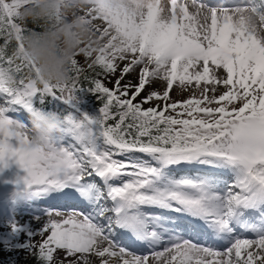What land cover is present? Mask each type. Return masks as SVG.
Masks as SVG:
<instances>
[{"label":"snow or ice","instance_id":"snow-or-ice-1","mask_svg":"<svg viewBox=\"0 0 264 264\" xmlns=\"http://www.w3.org/2000/svg\"><path fill=\"white\" fill-rule=\"evenodd\" d=\"M29 2L0 0V173L12 161L29 200L71 189L85 206L46 207L32 230L11 222L25 239L3 251L39 264L59 251L57 264H264V0H87L81 22L100 47L75 54L63 86L39 82L24 53ZM174 86L188 98L171 101ZM85 92L99 116L70 110ZM61 104L67 123L46 150L12 132Z\"/></svg>","mask_w":264,"mask_h":264},{"label":"clouds","instance_id":"clouds-1","mask_svg":"<svg viewBox=\"0 0 264 264\" xmlns=\"http://www.w3.org/2000/svg\"><path fill=\"white\" fill-rule=\"evenodd\" d=\"M87 7V0H30L18 9L19 23L27 27L31 22L41 29H30L23 38L24 53L38 70L35 77L39 82L63 86L70 78L75 54L100 47L93 27L81 22L80 13ZM66 123L61 112L36 108L29 113L28 125L16 123L12 132L26 136L29 147L46 150Z\"/></svg>","mask_w":264,"mask_h":264},{"label":"rangeland","instance_id":"rangeland-1","mask_svg":"<svg viewBox=\"0 0 264 264\" xmlns=\"http://www.w3.org/2000/svg\"><path fill=\"white\" fill-rule=\"evenodd\" d=\"M161 5L164 7L170 6L169 1L167 0H161ZM122 67L123 64L120 65V68ZM118 75L119 69L116 76ZM116 76L109 78L111 82H108L107 80L105 81L106 86L110 89L113 88ZM129 81L132 84L137 83V72L134 71L130 75L126 76L122 81V84H126ZM164 87L165 85L159 82L151 84L150 86L146 87L145 91L141 94V97H138V101L152 90L163 91ZM223 91L224 89L220 87L217 95ZM188 96L189 93L187 91L183 92V94H178L177 88L175 86L170 93L171 101H183L184 99H187ZM157 103L162 105L163 102L152 101L149 104H145V107H152ZM11 143H13V146L16 147L14 141ZM120 159L124 158L120 157ZM25 175L26 173L12 161H9V167L0 173V264H8L9 258H12L16 264H39L34 256L29 255L24 251L14 253H7L3 251L5 241L19 243L23 242L25 239L23 233L20 234L19 238L11 235V230L8 227L11 222H17L22 226H27L29 230H32L39 226L35 223L34 217L37 215H42L44 212L39 203H35L40 201L29 200L27 198L25 185L23 183H16L18 178H22ZM65 193L75 192L74 190L67 189L65 190ZM58 195L60 194H57V196ZM30 206L33 207L34 210L29 209ZM36 239L39 240L40 238L37 237ZM63 256V251H59L58 253L54 254L53 264H57L58 259Z\"/></svg>","mask_w":264,"mask_h":264},{"label":"trees","instance_id":"trees-1","mask_svg":"<svg viewBox=\"0 0 264 264\" xmlns=\"http://www.w3.org/2000/svg\"><path fill=\"white\" fill-rule=\"evenodd\" d=\"M27 28H29V29H34L35 31H41V29H40L39 27H37L36 25L32 24L31 22H29V23L27 24ZM0 47H3V38H2V37H0ZM14 47H15V43H14V41H13V42H10L9 47L6 49V51L10 54V53H11V50H12ZM78 60H82V59H79V58H78ZM80 62H81V64H83V60L80 61ZM4 66H6V65H4ZM100 71H101V70H100L99 68H96V69H94V70L89 71V75H93L95 72H100ZM101 78H103V77H101ZM84 86L87 87L88 85L85 83ZM85 93H86V94H91V93H87V92H85ZM92 95H93V94H92ZM93 97H94V99H96V100L98 101V105H96L97 108H100V107H101V102L99 101V99H98L95 95H93ZM51 107H52V105H51V103H50V107H48V108H51ZM109 123H113V122L110 121Z\"/></svg>","mask_w":264,"mask_h":264}]
</instances>
